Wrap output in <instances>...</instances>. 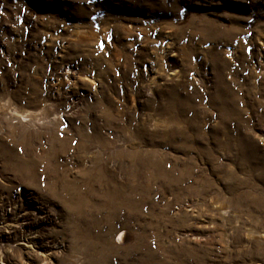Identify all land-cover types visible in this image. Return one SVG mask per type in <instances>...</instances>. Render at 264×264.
<instances>
[{
	"label": "rangeland",
	"instance_id": "obj_1",
	"mask_svg": "<svg viewBox=\"0 0 264 264\" xmlns=\"http://www.w3.org/2000/svg\"><path fill=\"white\" fill-rule=\"evenodd\" d=\"M0 264H264V0H0Z\"/></svg>",
	"mask_w": 264,
	"mask_h": 264
}]
</instances>
